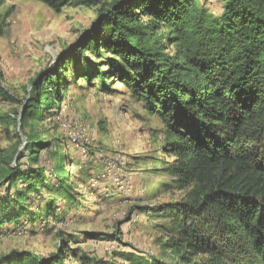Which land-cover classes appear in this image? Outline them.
<instances>
[{"label": "trees", "instance_id": "16d2710c", "mask_svg": "<svg viewBox=\"0 0 264 264\" xmlns=\"http://www.w3.org/2000/svg\"><path fill=\"white\" fill-rule=\"evenodd\" d=\"M42 1L54 9L99 4ZM195 1L104 4L95 24L56 64L36 74L18 107L0 113V124L14 127L17 137L0 149V236L34 231L50 219L52 225L66 212L59 213L61 198L76 201L65 170L76 163L70 143L42 138L38 123L59 117L70 99L66 91L79 79L104 83L116 77L164 121L162 147L173 156L165 170L185 189L180 199L146 211L168 221L162 248L175 257L124 249L123 258L129 264H264V0H222L218 16ZM164 24L169 41L177 42L173 57L156 36ZM0 98L15 101L1 81ZM19 131L25 136L20 151ZM48 153L55 159L51 166ZM86 234L119 239L115 233ZM66 245L79 260L89 259L85 249ZM66 258L64 244L47 256L14 248L0 254V264H67Z\"/></svg>", "mask_w": 264, "mask_h": 264}, {"label": "rangeland", "instance_id": "374dc122", "mask_svg": "<svg viewBox=\"0 0 264 264\" xmlns=\"http://www.w3.org/2000/svg\"><path fill=\"white\" fill-rule=\"evenodd\" d=\"M111 1L54 9L42 0H0V81L15 98H0V113L18 107L17 99L25 96L36 74L56 64L82 31L95 24L100 7ZM195 2L213 16L222 11V0ZM168 34L164 24L156 36L162 51L173 57L178 46L169 41ZM120 80L112 77L101 83L95 78L89 83L79 79L66 91L70 99L59 117L39 120L42 138L70 143V159L76 163H67L65 170L74 180L76 201L61 198L59 213L66 212L52 225L50 219L46 226L35 225L34 231L0 236V254L15 248L47 256L64 244L67 264H101L100 259H105L104 264H129L122 256L124 249L146 257H175L162 248L166 238L162 225L168 221L146 213L154 204L178 200L185 193L165 170L173 159L162 147L166 125ZM14 132V127L6 130L0 124V149L17 141ZM19 132L20 151L25 136ZM54 160L47 158L46 163L51 166ZM88 231L115 233L119 239H87ZM66 243L85 249L89 259L79 260Z\"/></svg>", "mask_w": 264, "mask_h": 264}]
</instances>
